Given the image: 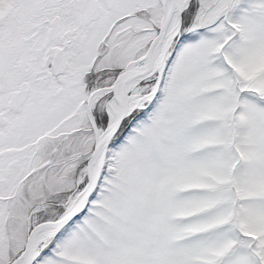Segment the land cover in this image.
I'll return each mask as SVG.
<instances>
[{
	"label": "snow or ice",
	"instance_id": "6c2138e0",
	"mask_svg": "<svg viewBox=\"0 0 264 264\" xmlns=\"http://www.w3.org/2000/svg\"><path fill=\"white\" fill-rule=\"evenodd\" d=\"M0 264H264V0H0Z\"/></svg>",
	"mask_w": 264,
	"mask_h": 264
}]
</instances>
